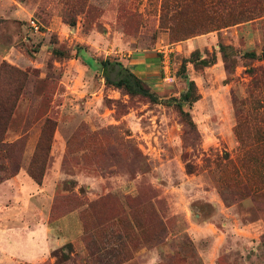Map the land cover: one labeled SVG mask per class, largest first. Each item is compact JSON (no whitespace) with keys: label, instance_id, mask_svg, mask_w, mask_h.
Masks as SVG:
<instances>
[{"label":"rangeland","instance_id":"1","mask_svg":"<svg viewBox=\"0 0 264 264\" xmlns=\"http://www.w3.org/2000/svg\"><path fill=\"white\" fill-rule=\"evenodd\" d=\"M228 2L0 0V182L43 175L0 194L23 216L0 222V264H264V1ZM106 59L158 102L106 83ZM43 224L73 239L44 255Z\"/></svg>","mask_w":264,"mask_h":264},{"label":"trees","instance_id":"2","mask_svg":"<svg viewBox=\"0 0 264 264\" xmlns=\"http://www.w3.org/2000/svg\"><path fill=\"white\" fill-rule=\"evenodd\" d=\"M229 0H202L204 7H216V8H223L230 3ZM257 4L261 3L264 0H256ZM256 3V2H255ZM255 8V7H254ZM255 10L259 7H256ZM248 55L253 58L264 59V48L261 53H257L256 51L248 52ZM205 64H209V61H204ZM102 66L104 68V77L106 79V83L114 85L116 87H123L127 89L130 93L133 94H141L144 96L149 97L151 101L158 102L159 97L147 86L146 82L139 77L138 75L134 74L122 62L119 61H111V60H103ZM191 85L194 86V81H190ZM191 94L187 93V97L190 98ZM186 115V120L189 126V131H197V127L195 122L193 121L189 112L184 113ZM12 113L8 111V104L3 103L0 100V143H4L7 134V128L9 124V120L11 119ZM190 163L187 164L188 170H191ZM21 168V165H18L17 170L12 172L7 178L16 175ZM29 175L38 183L42 184L43 182V175L37 173L32 165L28 167ZM55 256H58L57 252H54Z\"/></svg>","mask_w":264,"mask_h":264},{"label":"crops","instance_id":"3","mask_svg":"<svg viewBox=\"0 0 264 264\" xmlns=\"http://www.w3.org/2000/svg\"><path fill=\"white\" fill-rule=\"evenodd\" d=\"M40 188H41V185L38 184L37 182H35L34 179H32V177H30V175L28 174V172L26 171V169L24 167H22L16 175H14L10 178H6L2 182H0V194H2L1 195L2 197L7 195V193H9L10 191L16 189L17 193L19 195H21V198H24V200H27V201H28L29 195L34 193L33 190L38 191ZM21 206H22V208H25V209H28V210H31L34 212L41 210V207L39 205L34 206V205H30V204L26 203L25 205L22 204ZM15 217L20 218V221L23 219L22 218L23 216L13 214L10 211L8 205L0 204V222L4 221L5 224H7L9 222H14ZM74 217H75L74 214L64 216L57 221L56 225L58 227H59V225L67 226L69 219L74 218ZM76 218H77V223H76L77 230L76 231L77 232L82 231L83 223L81 224V221L78 219L79 217L76 216ZM52 225L53 224H51V225L43 224V226H45V227L43 230L44 234H42V236L45 240L47 239L46 243H47V247H48L46 250H44L42 248L44 250V252H43L44 255H47V253H49L54 248L64 245L66 242H68V239L69 240L73 239V238L68 237L66 235L62 236L60 233L58 235H56L54 233L55 232L54 225L53 226ZM45 236H47V237H45ZM54 239H55V241H54ZM48 240H52V241L50 243H48L49 242ZM34 241L39 242L38 238L34 239ZM40 245H42V247L44 246V244H40ZM42 258H44V257H42Z\"/></svg>","mask_w":264,"mask_h":264},{"label":"built area","instance_id":"4","mask_svg":"<svg viewBox=\"0 0 264 264\" xmlns=\"http://www.w3.org/2000/svg\"><path fill=\"white\" fill-rule=\"evenodd\" d=\"M31 25L36 29L40 30L39 24L35 20H31ZM175 50L170 45H163L159 52L162 55L161 71L162 77L165 82H172L175 80L174 63L171 54Z\"/></svg>","mask_w":264,"mask_h":264}]
</instances>
